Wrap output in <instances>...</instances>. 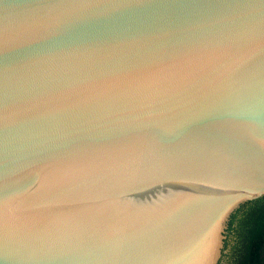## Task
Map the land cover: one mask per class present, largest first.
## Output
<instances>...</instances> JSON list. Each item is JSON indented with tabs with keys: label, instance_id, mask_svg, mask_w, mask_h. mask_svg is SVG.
Instances as JSON below:
<instances>
[{
	"label": "water",
	"instance_id": "95a60500",
	"mask_svg": "<svg viewBox=\"0 0 264 264\" xmlns=\"http://www.w3.org/2000/svg\"><path fill=\"white\" fill-rule=\"evenodd\" d=\"M264 196V0H0V264H216Z\"/></svg>",
	"mask_w": 264,
	"mask_h": 264
},
{
	"label": "trees",
	"instance_id": "16d2710c",
	"mask_svg": "<svg viewBox=\"0 0 264 264\" xmlns=\"http://www.w3.org/2000/svg\"><path fill=\"white\" fill-rule=\"evenodd\" d=\"M229 225L236 238L231 264H264V196L241 204Z\"/></svg>",
	"mask_w": 264,
	"mask_h": 264
},
{
	"label": "rangeland",
	"instance_id": "374dc122",
	"mask_svg": "<svg viewBox=\"0 0 264 264\" xmlns=\"http://www.w3.org/2000/svg\"><path fill=\"white\" fill-rule=\"evenodd\" d=\"M233 213H231V215ZM231 215H229V217L227 219V224H226V229H225V235H224V239L222 241V244L220 246V252H219V255L217 257L216 264H231L232 263L231 262V260H232V253H233V248H234V245H235L236 238H234V234L230 230L229 223H230Z\"/></svg>",
	"mask_w": 264,
	"mask_h": 264
}]
</instances>
